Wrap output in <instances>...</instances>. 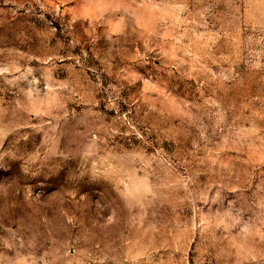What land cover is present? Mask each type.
<instances>
[{
	"label": "rangeland",
	"instance_id": "obj_1",
	"mask_svg": "<svg viewBox=\"0 0 264 264\" xmlns=\"http://www.w3.org/2000/svg\"><path fill=\"white\" fill-rule=\"evenodd\" d=\"M0 264H264V0H0Z\"/></svg>",
	"mask_w": 264,
	"mask_h": 264
}]
</instances>
